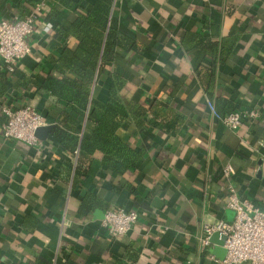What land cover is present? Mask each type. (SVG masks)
I'll return each mask as SVG.
<instances>
[{
  "label": "crops",
  "instance_id": "crops-1",
  "mask_svg": "<svg viewBox=\"0 0 264 264\" xmlns=\"http://www.w3.org/2000/svg\"><path fill=\"white\" fill-rule=\"evenodd\" d=\"M79 1L86 8L92 2ZM39 3L29 54L13 68L0 59L7 85L0 95V264H220L224 247L204 248L199 238L203 225L233 221L228 186L264 209V0H115L109 25L134 44L103 67L95 95L105 101L119 73L123 102L157 106L141 123L128 117L116 130L140 153L124 176L99 152L78 161L52 135L51 100L32 81L56 72L51 59L73 42L58 30L69 26L73 10L62 0H0V20L22 18ZM206 100L222 115H260L230 129ZM25 104L52 126L38 137L41 146L1 135L2 107ZM84 130L82 122L78 141ZM226 164L234 168L229 181ZM86 192L104 203L80 211ZM116 206L137 211L138 219L112 237L101 220Z\"/></svg>",
  "mask_w": 264,
  "mask_h": 264
},
{
  "label": "trees",
  "instance_id": "trees-1",
  "mask_svg": "<svg viewBox=\"0 0 264 264\" xmlns=\"http://www.w3.org/2000/svg\"><path fill=\"white\" fill-rule=\"evenodd\" d=\"M62 1L72 8L74 16L65 30L58 31L65 37H72L73 42L64 44L60 55L51 59L56 72L42 74L40 81L32 83L51 100L48 110L55 117L52 135L59 145L68 154L78 157V161L99 152L113 173L124 176L140 153L122 141L116 130L128 117L141 123L148 113L154 114L157 106L123 102L119 92L126 79L119 73L112 74L105 101L95 95L96 82L103 67L113 62L120 50H128L134 44L132 39L109 25L115 0H92L88 8L81 6L79 0ZM16 82L14 88L18 86ZM6 89L7 85L0 83V95ZM166 116L165 113L162 115L163 118ZM155 118L159 119L161 115H154ZM82 122L89 133L86 135L84 130L78 141L76 134ZM98 202L104 203L86 192L79 209L83 211V206ZM64 264L79 263L68 258Z\"/></svg>",
  "mask_w": 264,
  "mask_h": 264
},
{
  "label": "built area",
  "instance_id": "built-area-1",
  "mask_svg": "<svg viewBox=\"0 0 264 264\" xmlns=\"http://www.w3.org/2000/svg\"><path fill=\"white\" fill-rule=\"evenodd\" d=\"M42 7L41 3L35 4L30 6V12L22 18L0 20V59L8 68H13L19 60L29 54L27 37L34 33ZM51 27V23L47 22L44 30L48 31ZM206 105L212 116L230 129H236L242 126L245 120H255L260 115L256 109L232 111L222 115L211 100H206ZM2 113L6 117L1 125V135L4 139L41 146L42 141L36 132L46 125V118L38 109L29 104L17 109L4 106ZM75 153L77 154V150ZM221 171L223 178L229 181L234 168L226 164ZM225 206L234 211L233 221L220 220L203 225V234L199 238L201 246H210L209 236L219 231L226 235L223 246L225 255L217 260L220 264H264V209H259L247 199H241L232 185L228 186ZM137 219V211L116 206L105 211L101 225L109 235L116 237L130 231ZM211 258L215 260L213 255Z\"/></svg>",
  "mask_w": 264,
  "mask_h": 264
},
{
  "label": "water",
  "instance_id": "water-1",
  "mask_svg": "<svg viewBox=\"0 0 264 264\" xmlns=\"http://www.w3.org/2000/svg\"><path fill=\"white\" fill-rule=\"evenodd\" d=\"M51 127H52L51 125L40 127L36 132L37 136L42 137V135L43 134L45 135L51 129ZM208 240L217 249L220 248V250L224 252L223 246H224V242L226 240L225 234H221L219 231H215L209 236Z\"/></svg>",
  "mask_w": 264,
  "mask_h": 264
}]
</instances>
